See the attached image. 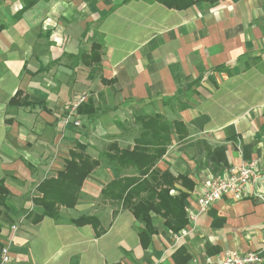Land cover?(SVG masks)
I'll return each mask as SVG.
<instances>
[{"label": "crops", "instance_id": "0c3cea01", "mask_svg": "<svg viewBox=\"0 0 264 264\" xmlns=\"http://www.w3.org/2000/svg\"><path fill=\"white\" fill-rule=\"evenodd\" d=\"M28 1L0 0V182L9 192L0 240L10 264H179L260 251L264 0H196L185 10L157 0H37L24 11ZM94 44L102 46L99 62ZM155 116L170 132L155 168L180 179L170 195L187 194L186 215L230 169L255 161L262 177L194 223L187 217L176 233L151 213L156 232L143 247L144 225L116 200L118 191L106 198L103 190L141 178L108 154L133 150L146 136L143 119ZM160 136L158 127L150 148L161 147ZM81 146L99 166L76 205L61 207L59 221L34 224L38 186L57 178ZM81 216L97 218V227L70 222Z\"/></svg>", "mask_w": 264, "mask_h": 264}, {"label": "trees", "instance_id": "16d2710c", "mask_svg": "<svg viewBox=\"0 0 264 264\" xmlns=\"http://www.w3.org/2000/svg\"><path fill=\"white\" fill-rule=\"evenodd\" d=\"M131 0L124 1L129 2ZM166 7L177 10H185L194 5L196 0H157ZM37 0L26 2L23 10L31 8ZM101 44H94L92 47L93 61L99 62L101 59ZM145 138L136 142L133 150H116L109 153L110 163L117 169L133 168L141 178H131L113 181L104 190L103 195L111 198L110 193L118 191L116 200L123 201V206L134 214L136 220L144 225V230L140 232L143 247H147L150 237L156 232L151 213L160 214L165 219V225L173 232H179L187 224L184 201L186 193L172 197L170 190L179 178H174L168 172H160L155 168L157 162L166 152L169 143L167 137L170 132L166 130L167 124L162 117L155 116L144 118L142 121ZM160 127V145L158 149L150 148L152 144L150 137L153 132ZM163 135H166L164 137ZM164 138V140H163ZM85 147L81 146L79 152H72L71 159L67 161L64 171L59 172L57 178L46 179L38 186L39 192L43 195L34 200L36 209L30 213L31 221L38 224L43 218L50 217L57 221L60 218V208H73L79 198L82 186L87 177L99 166V162L86 153ZM146 177H150L147 179ZM154 179V182L152 181ZM183 180V179H182ZM145 194V197L142 195ZM8 190L3 181L0 182V207H4ZM1 214V211H0ZM78 226L93 224L97 227L98 219L95 217L81 216L70 221ZM1 239V229H0ZM0 240V247L2 246ZM191 259L185 257L179 264H187Z\"/></svg>", "mask_w": 264, "mask_h": 264}, {"label": "built area", "instance_id": "2783aa9c", "mask_svg": "<svg viewBox=\"0 0 264 264\" xmlns=\"http://www.w3.org/2000/svg\"><path fill=\"white\" fill-rule=\"evenodd\" d=\"M75 125L78 126L80 123L77 121ZM261 177L257 162L251 161L230 169V174L225 179L212 180L210 190L199 200L197 212H193L190 209L187 210L189 222L194 223L198 216L206 212L212 203L220 200L226 194H234L237 197L244 195L247 186L257 182ZM11 230L16 233L18 226H12ZM177 239H179L178 236ZM263 260L264 247L258 252L240 253L227 251L224 254L206 257L201 260L192 258L187 264H250L260 263ZM10 262V248L9 245L5 244L0 248V264H10Z\"/></svg>", "mask_w": 264, "mask_h": 264}, {"label": "rangeland", "instance_id": "374dc122", "mask_svg": "<svg viewBox=\"0 0 264 264\" xmlns=\"http://www.w3.org/2000/svg\"><path fill=\"white\" fill-rule=\"evenodd\" d=\"M187 217H188V212H187ZM177 236H179V234H178ZM2 246H3V245H2ZM2 246H1V247H2ZM1 247H0V248H1Z\"/></svg>", "mask_w": 264, "mask_h": 264}]
</instances>
